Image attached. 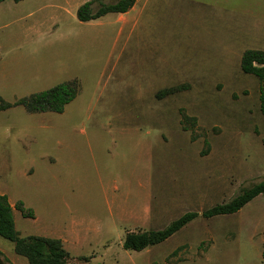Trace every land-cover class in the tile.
Listing matches in <instances>:
<instances>
[{
	"label": "rangeland",
	"instance_id": "rangeland-1",
	"mask_svg": "<svg viewBox=\"0 0 264 264\" xmlns=\"http://www.w3.org/2000/svg\"><path fill=\"white\" fill-rule=\"evenodd\" d=\"M90 1L0 5V104L80 87L63 114L0 112L17 235L61 240L70 264H264V195L203 217L264 182L260 81L242 70L264 52V0H143L124 33L120 15L81 23ZM190 213L165 242L123 248ZM0 254L29 264L1 237Z\"/></svg>",
	"mask_w": 264,
	"mask_h": 264
},
{
	"label": "trees",
	"instance_id": "trees-1",
	"mask_svg": "<svg viewBox=\"0 0 264 264\" xmlns=\"http://www.w3.org/2000/svg\"><path fill=\"white\" fill-rule=\"evenodd\" d=\"M6 1L9 0H0V5ZM12 1L20 3L24 0ZM103 1L105 0H91L82 5L77 11L78 20L81 23H88L109 14H126L133 9L136 3V0H121L117 4L110 5L104 4ZM97 3L100 4V8L94 11V5ZM242 70L245 74L253 75L260 81V104L264 118V52H246L242 60ZM79 92L80 87L76 82L63 83L48 91L21 99L14 105L2 101L0 112L9 110L13 106H21L30 114H63L66 106L77 98ZM261 195H264V182L244 190L230 203L216 206L204 212L203 217L211 219L236 214ZM16 209L25 212L22 202L17 205ZM27 211L26 217H31V211ZM197 217V214H186L162 231L129 233L125 238L123 248L126 251L142 252L149 247L159 245L174 236ZM0 237L15 244L17 253L26 258L29 264H70V254L64 249L61 240L42 237L19 238L15 229L14 208L11 206L8 197L1 194ZM0 264H4L1 259Z\"/></svg>",
	"mask_w": 264,
	"mask_h": 264
},
{
	"label": "crops",
	"instance_id": "crops-1",
	"mask_svg": "<svg viewBox=\"0 0 264 264\" xmlns=\"http://www.w3.org/2000/svg\"><path fill=\"white\" fill-rule=\"evenodd\" d=\"M142 1L143 0H136V3L134 5L133 9L131 11H129L128 13H126V14H114V15H120L119 16V20L117 21V23L120 25V30H121L122 33H124V30L126 29V27L128 26V24L130 22V15H128V14L131 13L132 11L140 13V10H138V6L141 4ZM122 33H121V35H122ZM250 51H252V50H250ZM261 52H263V51H261ZM245 53H244V55H245ZM263 250H264V247H263Z\"/></svg>",
	"mask_w": 264,
	"mask_h": 264
}]
</instances>
